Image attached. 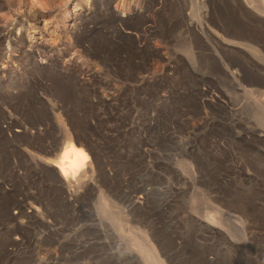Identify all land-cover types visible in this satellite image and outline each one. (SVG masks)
<instances>
[{
	"label": "rangeland",
	"instance_id": "1",
	"mask_svg": "<svg viewBox=\"0 0 264 264\" xmlns=\"http://www.w3.org/2000/svg\"><path fill=\"white\" fill-rule=\"evenodd\" d=\"M262 5L0 0V264H264Z\"/></svg>",
	"mask_w": 264,
	"mask_h": 264
},
{
	"label": "bare ground",
	"instance_id": "2",
	"mask_svg": "<svg viewBox=\"0 0 264 264\" xmlns=\"http://www.w3.org/2000/svg\"><path fill=\"white\" fill-rule=\"evenodd\" d=\"M70 13H71L70 11L67 12V14H70ZM29 15H30L29 19L33 21V18H37L41 16L42 13L38 12L34 14H29ZM72 16L73 14L67 15L65 19L67 20L69 17H72ZM258 98H260V96ZM57 149L58 151L54 153V157L51 159H48V163H51L53 166H55L58 172L60 173V175H62V177H64L66 180L71 181V179H74V178L77 179L79 176L81 177V175H84L87 173L90 166L92 165L89 152L83 146L78 145L77 143H74L71 138H66V140H64L61 144H59ZM141 250L143 251L145 257L148 260L156 264H159V261L156 260L153 255V248L147 247Z\"/></svg>",
	"mask_w": 264,
	"mask_h": 264
},
{
	"label": "clouds",
	"instance_id": "3",
	"mask_svg": "<svg viewBox=\"0 0 264 264\" xmlns=\"http://www.w3.org/2000/svg\"><path fill=\"white\" fill-rule=\"evenodd\" d=\"M3 16V14L2 13H0V17H2ZM9 19H11V17H9Z\"/></svg>",
	"mask_w": 264,
	"mask_h": 264
}]
</instances>
